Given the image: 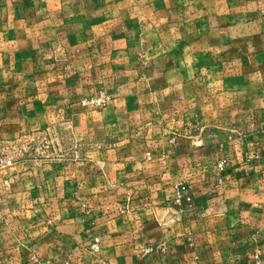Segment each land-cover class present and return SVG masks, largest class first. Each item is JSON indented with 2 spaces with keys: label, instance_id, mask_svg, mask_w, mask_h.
Returning a JSON list of instances; mask_svg holds the SVG:
<instances>
[{
  "label": "crops",
  "instance_id": "1",
  "mask_svg": "<svg viewBox=\"0 0 264 264\" xmlns=\"http://www.w3.org/2000/svg\"><path fill=\"white\" fill-rule=\"evenodd\" d=\"M6 143L0 264H264V0H0Z\"/></svg>",
  "mask_w": 264,
  "mask_h": 264
},
{
  "label": "built area",
  "instance_id": "2",
  "mask_svg": "<svg viewBox=\"0 0 264 264\" xmlns=\"http://www.w3.org/2000/svg\"><path fill=\"white\" fill-rule=\"evenodd\" d=\"M82 108L93 109V110H103L106 109L110 104V97L107 92L101 91L95 96L84 99L80 103ZM249 160H253V156L249 158ZM15 161L10 156H1L0 157V168H11L14 167ZM225 165L222 163L219 165L220 172L225 171ZM222 181V179H220ZM176 202L182 204L183 202H187L191 204L193 202V197L191 194V189L186 184H181L177 187L176 193ZM101 250L100 240H96L94 244L91 246V251L94 253H98ZM164 250V246L161 247H147L143 250L142 255H150L156 253L158 251ZM66 264H71V262H66ZM256 264H263L262 260L257 257Z\"/></svg>",
  "mask_w": 264,
  "mask_h": 264
},
{
  "label": "rangeland",
  "instance_id": "3",
  "mask_svg": "<svg viewBox=\"0 0 264 264\" xmlns=\"http://www.w3.org/2000/svg\"><path fill=\"white\" fill-rule=\"evenodd\" d=\"M101 91H105V92H107L108 93V91L105 89V88H100L94 95H91V96H88V97H85L84 99H88V98H91V97H93V96H95L96 94H98L99 92H101ZM108 95H109V93H108ZM109 97H110V95H109ZM83 99V100H84ZM81 103V102H80ZM110 104H111V97H110ZM110 104H109V106H110ZM81 105V104H80ZM108 106V107H109ZM81 107V106H80ZM107 107V108H108ZM82 108V107H81ZM82 109H86V108H82ZM88 110H93V109H88ZM104 110V109H103ZM196 126H198L197 124H196ZM2 153L0 154V156L2 155V156H10V157H13V156H11V155H9V154H11V152H15L16 151V149H11V147H10V144L9 143H6V144H4L3 146H2ZM0 151V152H1Z\"/></svg>",
  "mask_w": 264,
  "mask_h": 264
}]
</instances>
